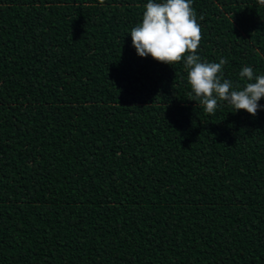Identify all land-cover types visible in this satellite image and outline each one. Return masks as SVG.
<instances>
[{
    "label": "trees",
    "instance_id": "1",
    "mask_svg": "<svg viewBox=\"0 0 264 264\" xmlns=\"http://www.w3.org/2000/svg\"><path fill=\"white\" fill-rule=\"evenodd\" d=\"M147 2L0 0V264H264V107L139 57ZM192 8L201 62L264 75L258 0Z\"/></svg>",
    "mask_w": 264,
    "mask_h": 264
},
{
    "label": "clouds",
    "instance_id": "2",
    "mask_svg": "<svg viewBox=\"0 0 264 264\" xmlns=\"http://www.w3.org/2000/svg\"><path fill=\"white\" fill-rule=\"evenodd\" d=\"M103 3V0H100ZM264 6V0H258ZM202 19V17H201ZM132 47L141 57H151L158 63L172 65L183 61L190 100L203 106L205 113L213 115L221 103L235 112L244 110L255 116L264 98V75H256L245 66L239 77L243 86L225 79L223 66L228 62H201L198 45L201 27L192 8V0H148L144 5L142 22L130 31Z\"/></svg>",
    "mask_w": 264,
    "mask_h": 264
}]
</instances>
